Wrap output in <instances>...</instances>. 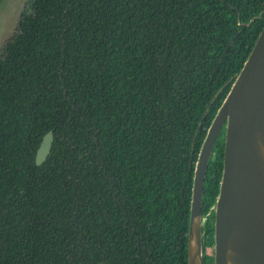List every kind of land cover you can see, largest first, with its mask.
<instances>
[{"label": "trees", "instance_id": "obj_1", "mask_svg": "<svg viewBox=\"0 0 264 264\" xmlns=\"http://www.w3.org/2000/svg\"><path fill=\"white\" fill-rule=\"evenodd\" d=\"M263 24L264 0H28L0 50V264H186L196 156ZM222 157L223 131L203 264Z\"/></svg>", "mask_w": 264, "mask_h": 264}, {"label": "water", "instance_id": "obj_2", "mask_svg": "<svg viewBox=\"0 0 264 264\" xmlns=\"http://www.w3.org/2000/svg\"><path fill=\"white\" fill-rule=\"evenodd\" d=\"M221 131L222 168L211 208L212 264H264V24L217 108L196 156L186 230V264H203V186ZM52 139L51 131L43 135L35 152L36 165L45 161Z\"/></svg>", "mask_w": 264, "mask_h": 264}, {"label": "rangeland", "instance_id": "obj_3", "mask_svg": "<svg viewBox=\"0 0 264 264\" xmlns=\"http://www.w3.org/2000/svg\"><path fill=\"white\" fill-rule=\"evenodd\" d=\"M28 0H0V50L12 35L19 14Z\"/></svg>", "mask_w": 264, "mask_h": 264}]
</instances>
